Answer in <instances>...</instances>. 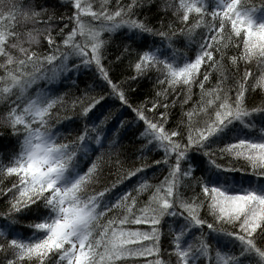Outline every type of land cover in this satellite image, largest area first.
I'll return each instance as SVG.
<instances>
[{"label": "snow or ice", "instance_id": "obj_1", "mask_svg": "<svg viewBox=\"0 0 264 264\" xmlns=\"http://www.w3.org/2000/svg\"><path fill=\"white\" fill-rule=\"evenodd\" d=\"M61 4L67 10L58 14L37 0H0V128L4 129L0 137L15 140L14 144L0 140V220L5 223L0 227V264H232V257L216 250L203 229L187 245L181 243L183 231L169 233L171 239L162 246L160 221L165 215H178L188 226H206L231 236L241 246L237 256L243 255L249 264L253 259L264 264V192L208 186L193 175L191 165L183 164L189 151L198 150L217 169L264 176V128L259 129V139L206 146L209 137L232 121L244 122L253 113L264 112L260 91L264 89V0H213L210 6L207 0H62ZM150 4L161 14L155 24L140 15L139 10ZM118 27L167 42L196 34L195 57L176 66L155 51L122 43L119 55L108 59L110 38H103L101 32ZM126 39L135 42L134 36ZM71 56L93 67L106 90L54 96L29 91L37 81H54L76 67L66 63ZM119 64L123 71H114ZM210 75L215 76L216 87L205 90ZM143 78L154 81L151 94L133 101L130 94ZM194 82L201 88L199 103L187 113V120L182 114L175 126L168 127L173 110L167 103L169 95H179L175 89L181 85L186 102ZM252 96H259V103L246 107ZM105 97L119 104L98 123H84L77 134L55 131L62 119L75 116L84 121ZM125 107L133 113L132 121L143 122L141 149L155 141L163 156L153 163L166 165L167 171L163 180L149 184L145 179L105 205V193L148 167L133 166L125 174L119 155L105 159L118 146L116 133L129 119L119 121L107 146L105 125ZM61 108L72 115L60 117ZM196 109L199 115L193 121ZM90 144L99 150L74 178L62 182L66 173L79 167L80 154ZM109 167L116 169L115 180L105 176ZM143 192L151 195L141 202ZM37 202L48 212L27 222L32 235L10 238L7 227L20 222L18 216ZM106 214L110 218L101 223ZM142 224L148 229L126 226Z\"/></svg>", "mask_w": 264, "mask_h": 264}, {"label": "trees", "instance_id": "obj_2", "mask_svg": "<svg viewBox=\"0 0 264 264\" xmlns=\"http://www.w3.org/2000/svg\"><path fill=\"white\" fill-rule=\"evenodd\" d=\"M61 2L62 0H37L38 5L42 4L44 7L54 8L58 14L67 10ZM207 2L210 6L213 3V0H207ZM110 3H114V0H110ZM139 11L140 15L146 16L149 22L153 24L161 18V14L158 12L155 4H150ZM161 12H163V8H161ZM85 23L87 24L89 22L86 20ZM92 23L95 24L97 22ZM38 27H43V25H38ZM20 30L26 31L24 29ZM101 36L105 39L110 38L107 46L108 59H115V56L119 55V48L122 43H132L133 47H137L141 51H155L161 56V58L167 59L176 66H182L185 62L194 59L197 51L196 41L198 40V36L196 34H194L191 39L181 35L174 38L171 42H167L162 40L159 36L147 32H136L135 30H130L125 27L124 30L114 29L110 33L101 32ZM129 36H134V43L126 39V37ZM0 63H2V60H0ZM66 63L69 65H76V67L68 68L67 71L57 77L54 81H37L36 84L30 86L29 91L35 95L39 90H43L47 92L48 95L54 96L59 93L80 95L81 90L95 92L106 90L104 82L95 74V69L93 67L79 64V58L75 56L69 57ZM123 68V64H119L118 69H114V71H123ZM253 68H255V64H253ZM198 78L200 80L203 79L202 76H198ZM257 78L259 77L257 76ZM153 82V80L148 78L141 79L136 86V90L130 94L132 100L139 102L142 101L146 95H150ZM204 87L205 90L216 87V79L214 75H210L209 80L204 82ZM2 88L3 84H0V90H2ZM169 91L172 92L171 89H169ZM200 91L201 88L199 83L194 82L191 85V98L184 102L185 89L182 88L181 85L176 86L175 92H178L179 95L170 94L167 101L170 108L173 109L170 113L168 127L175 126L177 119H179L182 114L185 116L186 120L188 119L187 113L195 109V106L200 101ZM260 91L264 92V89H260ZM229 96L234 98L233 93H229ZM259 99V96H252L246 100L245 106H252L254 102L258 104ZM118 104L119 101L110 97H105L104 100L100 101V103L91 110L84 121H81L75 116L69 120L62 119L61 123L56 125L55 131L61 134H77L83 127L84 123H98L100 118H102L110 108H116ZM68 107L71 108L70 103ZM57 108H59V102ZM57 114L60 117L72 115L70 111L63 108H61ZM198 115L199 110L196 109V115L192 118L193 121H195ZM132 116L133 113L130 109L126 107L121 108L105 125L104 146H107V139L111 138L112 133L116 131V126L119 121L125 117L129 119V124L116 133L115 144L118 146L111 152L110 157H105V159L115 160L117 155H119L120 159L124 161L122 171H124L125 174L127 170L133 166L141 167L146 164L148 167H145L142 171L137 172L134 176L129 177L121 184L112 188L108 193H105L104 198L116 195L115 198H110L108 205L145 179H149V184H155L157 181L163 180V174L167 171L166 165L162 163H153V161L160 160L163 156V150L157 146L155 141L148 143L146 147L141 149V145L145 143L144 138L140 136V132L143 131V122L132 121ZM262 128H264V112L253 113L251 116L245 118L244 122L234 120L222 130L209 137L206 146L214 147L224 145L238 139H259L261 138L259 129ZM2 131H4V129L0 128V132ZM185 135H187V133ZM0 140H10L13 144L15 143L14 138L7 135L5 137H0ZM11 146L12 145H10V147ZM98 150L99 146L95 144L87 145L80 154L81 163L79 167L68 172L65 176L64 182L74 178L82 168L86 167L90 158L94 156ZM183 164L185 166L191 165L193 175L201 178L208 186L220 187L227 191L252 189L257 192H264V176H256L249 171H224L222 169H217L209 163L208 158L201 151H189ZM239 166L240 165H237V167ZM105 176H109L111 180H115L117 178L116 169L110 167L105 169ZM198 187L199 186H197V190ZM94 190H100V187L94 186ZM149 195H151V192L141 193V202L147 201ZM2 203L3 201L0 200V204ZM38 205L39 202H37V205L31 206L29 211L19 215L17 219L20 222L7 227L10 238H27L32 235V229L26 226L27 222L38 220L48 212V209H45L42 206L38 207ZM109 218V215L106 214L105 217L101 218V223L106 222ZM4 226V221L0 220V227ZM126 226L129 228H139L142 231L147 230L149 227L147 224ZM160 229L162 246H166L171 239L169 233H179L183 231L184 235L181 243L187 245L197 236L201 229H203V231L207 233L206 238L216 250L232 257V264H239L241 260H244V264H249L248 259L243 255L237 256L241 246L233 237L221 232L211 231L207 229L206 226H188L187 222L181 216L165 215L160 221ZM147 258L148 257H142L140 259L144 260ZM252 264H255L254 259Z\"/></svg>", "mask_w": 264, "mask_h": 264}, {"label": "rangeland", "instance_id": "obj_3", "mask_svg": "<svg viewBox=\"0 0 264 264\" xmlns=\"http://www.w3.org/2000/svg\"><path fill=\"white\" fill-rule=\"evenodd\" d=\"M125 27H118L116 29L124 30ZM64 179V178H63Z\"/></svg>", "mask_w": 264, "mask_h": 264}]
</instances>
